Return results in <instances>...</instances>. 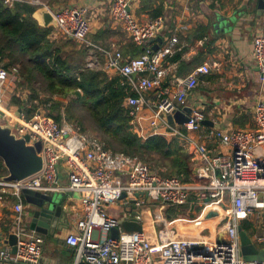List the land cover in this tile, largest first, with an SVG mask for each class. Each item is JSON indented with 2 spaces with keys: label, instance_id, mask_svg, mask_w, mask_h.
Instances as JSON below:
<instances>
[{
  "label": "built area",
  "instance_id": "1",
  "mask_svg": "<svg viewBox=\"0 0 264 264\" xmlns=\"http://www.w3.org/2000/svg\"><path fill=\"white\" fill-rule=\"evenodd\" d=\"M0 1L7 7L20 3L47 8L56 21L53 36L98 53L103 64L93 56L85 67L112 71L128 88L122 105L133 132L142 140L153 135L176 139L192 163L190 181L161 176L137 157L110 152L100 139L79 132L63 115L60 122L55 121L47 114L49 103L32 109L28 99L18 97L23 106L13 108L5 97L8 87L18 81V66L11 71L0 68V123L12 124L17 136H28L30 144L40 142L42 158L37 173L13 182L0 179V201L15 199L11 234L17 237L14 253L8 245L0 247V264H47L42 262L43 237L24 223L23 190L79 195L81 215L73 219L64 238L73 252L72 264H264L243 259L239 237L241 228L255 249L264 251V235H249L243 229L245 222L256 229L261 222L264 230V100L254 104L252 128L201 132L204 114L198 108L186 115L188 122L169 124L167 116L182 111L199 77L210 74L213 67L198 65L186 76L174 75L165 85L171 70L165 63L173 56L177 39L165 37L152 51L163 17L139 22L128 10V0H110L112 21L129 41L143 48L141 55L128 59L113 44L102 47L88 40V7L50 9L41 0ZM251 57L264 85V36L254 38ZM31 109L27 118L26 110ZM195 133L200 134L195 137ZM61 172L66 179L63 186L57 185ZM148 201L153 214L146 207ZM168 209L181 214L169 218ZM211 212L215 216L207 218ZM126 221L141 224L142 230H122L120 225ZM112 229L119 231L116 239L109 235Z\"/></svg>",
  "mask_w": 264,
  "mask_h": 264
},
{
  "label": "crops",
  "instance_id": "2",
  "mask_svg": "<svg viewBox=\"0 0 264 264\" xmlns=\"http://www.w3.org/2000/svg\"><path fill=\"white\" fill-rule=\"evenodd\" d=\"M143 1L145 0H128V10L139 22L151 20L148 10L145 7L143 9ZM256 2L257 0H163V27L158 36L162 39L175 36L177 39L175 52L165 63L166 66H171L165 85L170 84L174 75L186 76L198 65L209 63L213 67L210 74L199 77L196 88L188 93L186 99V106L198 108L204 114L206 123H202L201 132L253 127L254 104L257 100H264V85L259 81V73L251 57L254 38L264 36V15L256 8ZM61 6L89 8V35L105 30L123 32L120 25L111 19L110 0H68L62 5L54 6V9H60ZM91 42L100 46L92 40ZM112 44L120 49L124 43L113 42L110 45ZM97 54L93 52L88 61L94 56L103 64L102 58L99 59ZM124 56L128 59L133 57L128 54ZM174 57L177 59L172 61ZM188 65L191 66L189 70ZM8 88V92H11L13 85ZM143 114L147 116L148 112L144 111ZM144 124L146 127L147 122ZM199 134L195 133L193 136L197 137ZM60 176L66 183L62 172ZM65 193L66 200L62 206L68 218L67 227L51 237L41 235L44 239L42 262L47 264L73 262V252L64 243V238L73 219L81 215L79 195ZM10 201H0V233L4 234V238L11 233L14 217L15 201ZM25 211L28 213L27 207ZM26 219L27 217L24 219L25 224ZM148 220L146 215V223ZM174 224L177 228L181 225ZM5 246L0 242V247Z\"/></svg>",
  "mask_w": 264,
  "mask_h": 264
},
{
  "label": "trees",
  "instance_id": "3",
  "mask_svg": "<svg viewBox=\"0 0 264 264\" xmlns=\"http://www.w3.org/2000/svg\"><path fill=\"white\" fill-rule=\"evenodd\" d=\"M41 1L54 9V6L62 5L68 0ZM143 5V9L145 7L148 10L150 19L162 16L163 0H145ZM35 10L36 7L20 3L7 7L0 1V68L11 71L12 67L19 66L18 78H23L29 86L27 99L31 108L38 107L35 101L39 98V89L35 86L40 84V91L46 97L42 104L51 103L47 109L48 116L60 122L63 115L60 112L62 103L51 101V98L54 95L60 98L74 95L75 99L71 102L90 116L93 130L99 133L107 150L137 157L149 164L152 170H157L161 176H175L183 182L190 181L192 163L178 141L159 135L140 139L129 125L130 118L122 105L128 95V88L120 84L119 76L112 71L88 69L86 64L70 63L63 57L60 47L54 46L52 42L51 34L54 29L43 28L32 18ZM125 36L122 31L105 30L91 35V39L102 47H109L118 39V43H124L120 48L123 55H141L143 48L135 46ZM121 37L123 40H119ZM176 59L174 57L172 61ZM182 66L187 67L184 64ZM12 104L17 108L23 106L19 98L13 99ZM32 109L26 110L27 118L31 116ZM70 109L77 108L71 106ZM78 130L83 133L80 128ZM6 175L7 171L0 159V179ZM3 200L15 201L11 197ZM166 213L169 218L180 214L175 209H168Z\"/></svg>",
  "mask_w": 264,
  "mask_h": 264
},
{
  "label": "water",
  "instance_id": "4",
  "mask_svg": "<svg viewBox=\"0 0 264 264\" xmlns=\"http://www.w3.org/2000/svg\"><path fill=\"white\" fill-rule=\"evenodd\" d=\"M256 8L264 15V0H257ZM32 18L43 28H56V21L49 10L40 7L32 13ZM151 49L157 51L162 44L161 36H157L153 41ZM20 110L15 112L18 116ZM191 113V108L186 106L182 111H174L167 116L169 124H184L188 122L187 116ZM3 113L0 111V116ZM205 124L206 121H203ZM41 151V143H29V137H19L15 133L12 124L0 123V159L7 175L1 178L5 182H13L25 179L42 168V158L39 155ZM55 194H44L40 192L23 190L22 196L25 207L28 209L26 227L29 231H33L40 235L53 236L55 232H61L68 225V218L63 210L61 199L54 196ZM123 197V195H122ZM215 216L211 212L207 218ZM121 229L126 232H140L141 224L137 222H122ZM118 229H112L109 233L110 237L116 239L118 237ZM239 237L241 245V255L246 261H264V251L255 249L248 235L239 228ZM17 237L14 234H8L4 238V234L0 233V242L8 245L11 252H15V244Z\"/></svg>",
  "mask_w": 264,
  "mask_h": 264
},
{
  "label": "rangeland",
  "instance_id": "5",
  "mask_svg": "<svg viewBox=\"0 0 264 264\" xmlns=\"http://www.w3.org/2000/svg\"><path fill=\"white\" fill-rule=\"evenodd\" d=\"M51 39H52L54 46L60 47L59 49H61V51L63 53V57L65 59H67L70 63H75V64L80 63V64H83V66H84V64H86V61H88L89 57L93 53L92 50L85 48L82 44H78L76 42L73 43L71 41H66L65 38H63L60 35L55 34V33L53 36V32L51 34ZM126 39H127V37H126ZM88 40L89 41L92 40L91 35H89ZM119 40H123V37H121ZM114 42H117V40H115ZM90 53H91V55H90ZM19 83H20V85H17ZM35 87H37L39 89V98L35 101V104H37L38 107H44V105L42 104V101L46 97L44 96V93L40 91V88H39L40 84L36 85ZM28 90H30L29 86L24 82V79L18 78V81L15 84H13L12 91L8 92L6 97H5L7 104L13 108H17L16 105L12 104V100L17 99L18 97L27 99V97L29 96ZM47 99H49V97ZM73 99H75L74 95L65 96L63 98H60L59 96L54 95L51 98V101H60L62 103V107L60 108V112L64 115L65 120H67V122L73 124L77 130H78V128H80L81 130H83L84 134H86L88 136H93V137H96V138L102 140L99 133L96 132L95 130H93L90 116H88V114H86L76 103L71 102V100H73ZM48 103L51 104L50 102H48ZM71 106H73L74 108H77V109L71 110L70 109ZM69 113H70V115H72V117L69 115ZM147 165H149V164H147ZM162 170L163 169H161V171ZM64 184L65 183L63 182V177L60 176V179H59L57 185L63 186ZM54 196L60 198L61 203L64 204V202L66 200V193L65 192L55 193ZM146 207L150 209L152 214L154 213L155 210H154V207L151 205L150 201H148ZM111 212L115 213V209L114 208L111 209ZM260 224H261V222L259 223L258 229H256L252 224L245 222L243 225V228L246 230V232L249 235L252 232H255L258 235H264V230L261 228ZM209 225H211V223ZM180 226L181 225H179V227ZM205 233H207V232H205ZM255 245L259 249L262 248V246H259L257 244H255Z\"/></svg>",
  "mask_w": 264,
  "mask_h": 264
}]
</instances>
